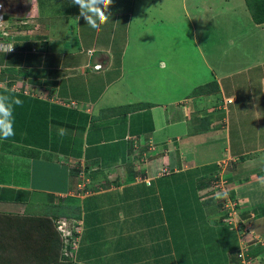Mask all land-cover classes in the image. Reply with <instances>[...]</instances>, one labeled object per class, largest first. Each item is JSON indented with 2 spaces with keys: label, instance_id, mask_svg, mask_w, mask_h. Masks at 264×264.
I'll return each mask as SVG.
<instances>
[{
  "label": "crops",
  "instance_id": "obj_1",
  "mask_svg": "<svg viewBox=\"0 0 264 264\" xmlns=\"http://www.w3.org/2000/svg\"><path fill=\"white\" fill-rule=\"evenodd\" d=\"M42 1L31 0L30 15L20 18L23 24L17 22L10 26L16 30L8 43L13 44V50H0L7 54V64L1 66H6L7 78H10L7 84L6 79L0 80V93L23 101L13 113L15 135L0 140V189L9 191L5 194L0 191V198L1 194L4 197L0 199V249L5 259L22 261L23 264L68 261L62 258L61 249L55 244L56 237L61 239L59 231H54L56 237L46 240L44 245L32 244L21 231H24L25 220L32 212L43 213L56 204H73L74 201L68 199L71 196L78 199L74 203L81 208L79 218L75 219L80 231L77 247L71 249L74 263L166 264L165 259L170 258V264H177L167 216H176L175 221L181 220L184 225L188 223L184 215L191 214L193 221L200 223L203 217H196L195 213L199 209L203 208L200 211L203 215L204 208H212L215 211L213 217H217L225 208L224 205L222 210H217L215 205L219 200V184L208 176L206 181H201L211 171L209 166L213 161L224 162L225 169L228 162L239 164L221 180L224 191L220 192L234 190L238 202L245 201L244 204L251 203L256 197L264 200L262 187L253 196L238 190L255 182H262L264 186V175L258 176L256 170L248 171L254 167L249 155L256 153L250 149L264 151V144L246 146L249 154H244L246 151H241L242 154L232 152L231 116L227 112L230 109L237 125L240 108L244 106L235 96L237 90L249 91L257 84V78L262 82L260 79L264 78V73L261 70L252 75L248 72L242 86L233 80L236 87L227 82L228 88L225 79L237 72L232 66L228 69L226 66L237 60L233 57L234 61L225 62L215 58L214 68L208 65L207 81L215 82L212 88L198 95L170 98L167 102L171 107L167 108L153 100L154 82L149 76L150 68L138 62L137 52L145 51L138 44L132 45L130 40L131 36L142 37L139 29L131 32L141 25L133 24L139 9H134L135 0H113L109 21L96 29L86 24L80 16L79 6L72 0H61L66 4L64 17L67 20L56 13L62 22L45 21L48 15L39 8ZM187 1L183 0L182 8L185 9ZM202 12V9L196 12V17H201ZM239 12L238 9V19ZM231 16H235V10H231ZM69 17L79 22L77 28L70 25ZM159 22L168 21L156 19L152 23L156 26ZM240 24L237 34L234 35L233 30L229 34V39L238 44L241 39H255L254 33L264 31V24H255L251 19ZM246 27L251 34H246ZM75 28L77 33L73 35ZM80 30H88L91 34L83 37L78 32ZM50 34L56 35L55 39L61 43L74 41L75 48L66 43L65 48L44 49ZM260 42L264 46L263 35ZM218 55L216 51L215 56ZM263 56L260 59L253 56L257 63L248 64V69L260 68L262 64L258 62L264 60ZM158 63H161L157 65L158 69H162L163 62ZM1 69L3 67H0V73ZM240 69L238 67L237 71ZM146 76L151 86L148 85L149 91L145 92V86L140 84ZM133 90L137 94L129 97ZM260 95L264 96V93ZM228 98L231 99L229 103L226 102ZM210 100H216V105L210 107L213 104ZM247 104L249 102H245V106ZM222 110L224 118L218 120L212 116ZM254 113V126L245 128L244 133L260 128L259 125L264 123V106H256ZM190 118L195 123L205 120L206 123L192 130ZM218 121L222 125H216ZM62 130H66L65 134H61ZM243 131L239 135H243ZM260 132L263 134L264 130ZM207 133L212 136L206 137ZM214 133L220 137L213 136ZM158 147L162 149L158 151ZM210 149L212 152L221 149L220 155L212 162L207 157L199 159ZM32 152L39 156L33 157ZM76 166L80 172L72 176L71 169ZM242 168L245 172L239 174ZM219 176L223 177L222 174ZM210 198L215 203L206 207L201 204ZM182 202L187 205L188 213H174ZM67 206L65 210L70 209ZM238 217L249 227L245 235L256 237L254 230L250 229L257 226L250 223L256 218L255 213L250 212V217L241 219L235 210L234 220ZM73 218L58 216L55 223L60 220L70 222ZM196 225L199 234L201 225ZM191 239L192 242L198 241L195 236ZM188 244L190 253H195L193 244L190 241ZM40 245L42 251L38 249ZM163 248H167V252H163ZM9 255L17 258H7ZM192 257L194 260L189 264H205V259L197 261V255ZM251 261L252 258L249 264H258Z\"/></svg>",
  "mask_w": 264,
  "mask_h": 264
},
{
  "label": "rangeland",
  "instance_id": "obj_2",
  "mask_svg": "<svg viewBox=\"0 0 264 264\" xmlns=\"http://www.w3.org/2000/svg\"><path fill=\"white\" fill-rule=\"evenodd\" d=\"M30 2L31 0H0V5L1 9L5 12V17L11 22L30 15ZM182 3L183 0H135L134 9H136V7L139 9L135 14V20L133 24L141 25L131 29V32H135L137 29H139L138 33L141 34L142 37L131 36L130 40L132 41V45L136 46L138 44L137 46L141 47V49L145 51L141 53L137 52L139 58L138 62L150 68L149 76L153 78L154 82L152 85V93L155 95L153 96V100H155V102L164 104L167 106V108H170V103L167 102V100L170 98H176L179 95L184 96L187 94L198 95L212 88L211 86L214 85L212 84L214 81H207V78L210 74L208 65H211V69H213L215 58L222 59L225 62H229L231 59L234 61L233 57L237 60L236 63L234 62V64L226 66V69L231 68L229 66H232L233 70L235 69L234 71L237 72L230 74V79H225L227 87V82L233 83L231 80L242 86L246 82L248 77L247 75H249L247 74L248 72L250 75L254 74L255 72H259L260 70L262 73H264V60L258 62L262 64L260 68L248 69V64L257 63L256 59H252L253 56H256L259 59L261 56H263L261 53H264V46H262L260 38H262V35L264 37V31L261 33L262 35L254 33L255 39H241L239 44L235 40H231V38L229 39V34L232 30L234 35L237 34L241 22H246L250 19L252 20L250 10H248L244 0H198L197 3H195V0H188L185 9L182 8ZM39 8L40 11L45 12L48 15V20L45 21H52L53 24H57V22H62L60 20V16L64 17L66 4L65 1L62 2L61 0H44L42 1ZM201 9L203 12L201 17L198 18L196 17V12ZM238 9L240 10L239 19ZM231 10H235V16L233 18L231 16ZM56 13H58L60 16L56 15ZM64 19L67 20L65 17ZM156 19H165V21L168 22H159V24L155 26L152 22H155ZM68 20L70 21L71 26L76 27L79 24V22L73 21V17H69ZM153 28H156V30H153ZM80 31L78 32L80 35H83V37H86V34H91L88 33V30ZM150 31L152 32V36H150ZM71 32L72 31L69 29L70 34ZM245 32L246 34H251L252 31L248 30L246 27ZM76 33L77 29L73 35H76ZM23 35L22 37H24ZM240 36L242 37L244 35ZM48 37L49 42L47 44H44L46 42L42 43L44 44L43 47H46L44 49H55L57 46L65 48L66 43L68 46L75 48V45L73 44L74 41L64 40L61 43L58 41V38L55 39L56 35L54 36L50 34ZM128 50L130 51V49ZM216 51L219 53L218 56H215ZM5 59L7 60V54H5V52H0V67H3V69H1L2 73H0V80L6 79L7 84L10 78H7L8 72L6 71V66H1L3 63L7 64ZM161 61L164 64L163 68L158 69L157 65L161 64L158 62ZM238 67L241 68L239 72L237 71ZM245 68H247V71H243ZM258 79L259 78L256 80L257 84L254 85L255 87L249 89V91H245L240 88L237 90L238 93H236L235 96L240 99L239 102L243 103L242 105H244L242 108H240V111L238 110L241 116L237 125H235V118H233L230 109L227 111L231 116L229 126L231 135L230 148L232 152H238L239 154H242L241 151H246L244 154H249L246 150L248 149L246 146L253 147L264 144V132L263 134L260 132L261 129L264 130V123L259 125L260 128L255 127L253 129L252 132H258V134H251L249 136L243 131L245 128L254 126L253 119L255 115V107L264 106V96L260 95L261 92L264 93V78L260 79L262 82H260ZM205 81H207L206 84H204ZM253 81H255V79H253ZM236 84H234L235 87L237 86ZM140 85L142 87L145 86V92L149 91L148 85L151 86V81L146 76L144 79H142V83ZM110 90L111 89L108 91ZM132 92V96L130 95L129 97H134V95L137 94L135 90ZM124 93H126L125 90ZM250 96H253L254 99H252ZM216 100L213 102L210 100L213 103L211 104L212 106L210 105V107L215 105ZM245 102H249V104L245 106ZM238 106L240 105L238 104ZM209 109L210 108H206V110ZM212 109L213 108H211L210 111ZM221 113L215 114V116L213 113V115H211L220 120L221 117H223V110ZM189 122L191 123V129L195 130L198 129V127L204 126L206 120L195 123V121L190 118ZM216 125L220 126L222 124L218 121ZM202 130L206 131L205 129ZM241 131H243V135H239ZM217 132L219 131L217 130ZM210 134L211 133H207L206 137H208ZM215 135H217L216 137H220V135L214 133L213 136ZM161 147H158L157 150L160 151V149H162ZM219 147L222 148V146ZM212 151L213 149L206 151L204 153L205 157L202 155L203 157L199 156V159L207 157L206 159L210 160L209 162H212L215 160L216 156L220 155L221 149L214 152ZM174 154L176 155V152ZM254 154L253 156H251V154L249 156V160L252 161V166H254L248 169L250 172L254 170L261 171L264 167V151H258ZM259 162H262L263 164H260ZM220 164L221 166H219V173H217L216 176V179L218 180H212H215L216 183L219 180H223L226 175L228 177V172L235 170L239 165L234 162H228L226 163L225 169V163L220 162ZM256 167L258 168L256 169ZM243 169L244 168L239 170L238 173L241 174L245 172ZM219 174H222L223 177H220ZM260 187L264 189L263 183L255 182L252 184H246L244 187L239 188L238 190L248 192L250 196H253L260 191ZM238 190H236V192H238ZM224 195H226V193L220 192L219 190V200L221 197H224ZM251 201V203H247L244 206H241V208L244 209L243 214H247V212H251V209L255 205L254 210L258 211V217L255 219V224L258 227L253 226L250 227V229L254 230L256 234V242L262 246V243H264V215H262L264 213V200L256 197V199ZM184 204L185 202H182L179 205L180 207L175 209L173 212L176 214L182 212L187 214V208L185 207L187 205ZM201 204L206 207L211 203L206 202ZM228 205L229 201L226 203V206ZM232 205H234V203L230 200V206ZM189 207H191V204ZM31 208L34 207L31 206ZM202 209L203 208L195 212L196 217L207 216V222H205L204 218L201 219L200 223L197 220L193 221L190 214L188 216L184 215V219L188 223L183 225L181 220L175 221L176 216H167L170 226L169 230L173 236L176 247L177 264H189L188 262L193 259L192 256L196 255L197 261L204 260L206 259L207 255L211 256L212 253L215 252L217 256L220 257L222 262L225 263L229 253L234 252L240 246L241 240H243V242H247V237L243 230L246 224H243L244 221H241L240 217H238V219H236L234 222H226L229 224L228 230L226 225L223 224L224 221H222V219L219 217H213L212 208H204L205 213L200 215V211ZM241 219H244V217ZM165 223L168 224L167 222ZM175 223V228H173ZM250 223H252V220ZM196 224L199 226L201 225L199 228V234L196 233L195 227H198ZM53 226H56L55 222L53 223ZM215 228L218 230V235L222 234V236L218 237L217 246L216 243L212 242L211 240V235L213 234ZM174 229L176 230L174 233H172ZM77 232L78 234L80 233L79 229ZM190 234H192V237H189ZM31 235L32 244H36L33 240L36 236V233L33 231ZM194 236L195 238H198L197 242H192L191 238H194ZM205 240L207 244L205 243ZM67 241H69V239ZM188 241H190L196 249L195 253H190V245L188 244ZM62 244L65 243L62 241ZM162 251L167 252V248H163ZM251 251L257 256L252 258L251 262L264 264V248L261 249L256 246L252 247ZM65 252V257L73 259V252L71 251V248L70 251ZM61 255H63L62 248ZM7 258L16 259L17 257L9 255ZM164 262L166 264H170L172 259L167 258Z\"/></svg>",
  "mask_w": 264,
  "mask_h": 264
},
{
  "label": "trees",
  "instance_id": "obj_3",
  "mask_svg": "<svg viewBox=\"0 0 264 264\" xmlns=\"http://www.w3.org/2000/svg\"><path fill=\"white\" fill-rule=\"evenodd\" d=\"M244 3L247 6L248 10H250V14H251V18H252L253 23L264 24V0H244ZM28 44H30V43H28ZM15 46H17V45H15ZM212 84H215V82ZM252 131L253 130H251V132H248L246 134L250 136L251 134H253ZM250 150H252L254 152L259 151L258 149H250ZM32 156L33 157L39 156V154L37 152H32ZM77 156L80 157V153H78ZM242 156L243 155H241V158H244ZM244 156L247 157V155H244ZM259 163L261 164L262 162H259ZM257 168L258 167H256V169ZM209 169H211V171H209L208 175L203 176L201 181H206V179H207L206 176H208V179L211 178L212 180L213 179L218 180V179H216V176H217V173H219V166H217L216 162H213V164H211L209 166ZM79 170H80L79 167L78 168L73 167L71 169L70 174L72 176H76V174L79 172ZM257 175L258 176L264 175V167L262 168L261 171H258ZM0 191H1V193H4V194L9 192L7 189H3V188H1ZM1 198L4 199L2 194H1ZM237 198H239V197H235V191L228 189L226 191V198H222L220 200H217L216 203H215V200L213 198H210L206 202H209V203L213 202V203H215L216 207H218L217 210H219V209L222 210V207L224 205H226L227 200H229V201L231 200L234 203V208L240 213V216L244 217V219L247 217H250V212H247V214H243L244 209L241 208V206L245 205L244 204L245 201L242 203H239ZM68 199L73 200L74 202H78V199H74V197H71V196H69ZM74 202H73V204L66 202L67 204H65V205L56 204L55 206H51L54 208H51L49 206L46 209V211L43 213L32 212L31 215H29V217L25 220L26 221L25 224L23 225V223H22L23 227H25V228L23 229L24 231H21V233L25 234L28 241H32V235L31 234L34 231L36 233V236L33 239L34 242L35 243L38 242L39 244L42 243L44 245L46 243V240H49L53 237L54 238L56 237L55 236L56 234L54 233V231L57 233V230H56L55 226H53V223L55 222V219H57L58 216H64L66 218H71V217L73 218L74 217L73 219L79 218L81 208H80L78 203L76 204ZM67 205H69V207H70L69 210H65L66 208H68ZM224 207L225 208L223 209V211H221V213H219V215L217 217H219L220 219H222V221H224L223 224H225L226 228L229 230V224H227V223H230L232 221H227V218H228L227 214H228L229 210H227L226 206H224ZM254 207H255V205H254ZM254 207L251 209V212H254L255 216L257 218L258 217V214H257L258 211H255ZM214 212L215 211L212 210L213 215H214ZM202 217L205 219V222L208 221L207 216H202ZM256 218L254 217V219H252V222L255 223L254 220ZM251 224H253V223H251ZM219 236H222V234L218 235V230L215 228L213 231V234L211 235V240H212V242L216 243V246L218 243V237ZM58 237H59V234H58ZM55 239H57L55 244L57 246H59L61 249L63 246L61 239H58L57 237ZM41 245L38 247V249L42 251L43 247ZM256 246L258 248H261V249L264 248L259 243H257L254 246H252V244H249L247 250L242 251L244 253V258L246 261L255 257V255L252 253L251 249H252V247H256ZM44 247L46 248V246H44ZM0 248H1V244H0ZM239 253H240V246L234 252L229 253V256H227L225 263H224V262H222L220 257L217 256V254L215 252V253H212L211 256H209V255L206 256L205 264H239L240 263V257L238 256ZM3 255L4 254L2 253V250L0 249V264H23L22 261L19 262V261H14V260H12V261L7 260V259H5V257ZM62 258L66 259L68 261L58 262V263H55L56 262L55 261V262H51L49 264H77V263H74L72 261V259H69V257H65V255H62ZM206 261H208V263Z\"/></svg>",
  "mask_w": 264,
  "mask_h": 264
},
{
  "label": "clouds",
  "instance_id": "obj_4",
  "mask_svg": "<svg viewBox=\"0 0 264 264\" xmlns=\"http://www.w3.org/2000/svg\"><path fill=\"white\" fill-rule=\"evenodd\" d=\"M72 3L79 6L80 16H82L86 21V24L90 25L93 29L101 27L102 25L107 23L110 19L111 13L109 12V9L113 4V0H72ZM0 12L3 16V19L0 22L1 23L0 31L5 30L8 32V36H2L0 34V42H2L3 44H7L9 48L6 51H10L13 50V44H8L9 38L11 37L10 39L12 40V37H14V32H16V30L10 28V26H12L14 23L17 22H19L20 24L23 23L21 19L10 22V20L5 17V12L2 9ZM22 104L23 101L20 100L18 97H13L4 93H0V140H7L8 138L15 135V131L13 127L15 118L13 116V113L15 111V108L17 106H22ZM65 131L66 130H62L61 134H65ZM216 164H220V163L216 162ZM219 166H221V164ZM215 184H219V189L221 191H224V188L222 187L221 184V180H219V182ZM226 208L227 210H229L228 212L229 219L227 218V221L234 222L235 221L234 205L230 206V201H229V205L226 206ZM55 224H56L55 226L56 230L59 231L61 234V241L65 243L62 246L63 255L66 254L65 251H70V248L72 250H75L76 249L75 247L77 246L73 245L72 241L75 238H77L78 240L77 230L79 225L77 224L76 220L74 219L71 220L70 222L60 220L57 221ZM243 230L247 235L246 232L249 231V227L245 226ZM246 237H247V242H243V240H241L240 253L238 254V256L240 257L239 264H249L248 261L250 260L248 261L245 260L244 253L242 251L247 250L249 244L256 245L258 243L256 242V237L254 235L250 237L249 236ZM68 239L69 241H67ZM262 246L264 247V243H262Z\"/></svg>",
  "mask_w": 264,
  "mask_h": 264
},
{
  "label": "built area",
  "instance_id": "obj_5",
  "mask_svg": "<svg viewBox=\"0 0 264 264\" xmlns=\"http://www.w3.org/2000/svg\"><path fill=\"white\" fill-rule=\"evenodd\" d=\"M0 11H1V5H0ZM2 19H3V16H2V14H1V12H0V22L2 21ZM0 25H1V23H0ZM0 34L2 35V36H8V32L7 31H5V30H1L0 31ZM11 47V46H10ZM9 48V46L7 45V44H3L2 42H0V50H2V49H8ZM226 102H231V99L230 98H228L227 100H226ZM78 231V230H77ZM76 241H77V238H75L73 241H72V244L73 245H76Z\"/></svg>",
  "mask_w": 264,
  "mask_h": 264
}]
</instances>
